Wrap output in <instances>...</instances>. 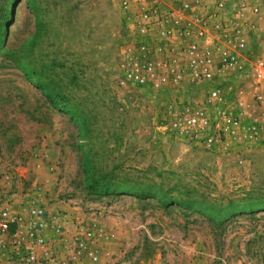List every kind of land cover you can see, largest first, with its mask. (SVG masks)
<instances>
[{
    "label": "rangeland",
    "instance_id": "1",
    "mask_svg": "<svg viewBox=\"0 0 264 264\" xmlns=\"http://www.w3.org/2000/svg\"><path fill=\"white\" fill-rule=\"evenodd\" d=\"M220 1L233 17L227 0H192L187 13L211 22ZM183 2L0 0V215L45 209L52 262L43 264H264V142L227 136L207 147L172 126L183 103L215 111L237 101L264 122V87L261 99L250 73L232 76L227 103L213 106L212 83L130 75L131 61L155 59L137 57L160 34L140 31L143 12L174 16ZM251 24L250 62L264 56V19ZM90 178L112 189L92 192ZM145 183L157 196L121 190ZM17 229L0 234V264ZM78 233L89 244L79 255Z\"/></svg>",
    "mask_w": 264,
    "mask_h": 264
},
{
    "label": "built area",
    "instance_id": "2",
    "mask_svg": "<svg viewBox=\"0 0 264 264\" xmlns=\"http://www.w3.org/2000/svg\"><path fill=\"white\" fill-rule=\"evenodd\" d=\"M181 7V12L177 11L174 16L166 10L167 15L155 20L151 17L158 13L157 9L143 12L140 31L143 33L157 27L160 34H157L158 41L154 44L141 43L140 49L144 53L140 52L137 57L150 55L155 59L148 64L131 61L133 69L130 75L139 82H145L147 78H161L167 84L172 82L174 87L212 83L214 86L208 93L207 101L213 106L218 102L227 103L223 85L226 79L235 75L245 76L250 73L259 93L260 88L264 87V56L250 62L244 55L247 45L245 30L253 27L248 20L243 21L245 6L237 9L233 17L224 18L225 3L220 1L213 13L212 23L206 15L195 14L189 17L187 11L192 7V0H184ZM251 12L258 14L260 9L252 7ZM257 95L263 99L260 93ZM239 103L242 104L241 101ZM176 107L180 112L172 121V126L178 135L207 147L224 144L229 139L227 136L239 144L247 141L246 138L264 142V122L246 113L244 109H237V101L215 111L207 106L191 103ZM0 216V234L6 233L12 224H17L18 227L13 242L10 243L13 252L7 255L8 264L52 262V254L44 236L49 223L42 206L30 205L17 215H12L5 208ZM81 231L84 232L83 228ZM83 234L87 237L89 235ZM76 244L78 255L89 250V244L80 233L76 236ZM0 246L6 248V243H0ZM90 255L95 257L92 251Z\"/></svg>",
    "mask_w": 264,
    "mask_h": 264
},
{
    "label": "trees",
    "instance_id": "3",
    "mask_svg": "<svg viewBox=\"0 0 264 264\" xmlns=\"http://www.w3.org/2000/svg\"><path fill=\"white\" fill-rule=\"evenodd\" d=\"M3 23L4 21H2V27H3ZM4 36L5 34H1L0 35V40L1 39H4ZM2 42V41H0ZM46 90L50 91V92H53V89L52 88H46ZM66 107L65 108H68V107H72V105H65ZM146 184V183H145ZM88 187L90 188V191L92 192H97V193H102V192H108L112 189V187H110L109 185H104V184H101V182L97 179H89V183H88ZM152 184H146V185H134L132 187H124L122 188L121 190L124 191L125 193L126 192H130V193H133L134 195L140 197V198H144V197H150V196H157L156 193H153L152 190ZM164 199H162V201L164 203H169L171 201L173 202H177L178 203H183L184 200H181V199H175L174 197H165L163 196ZM177 200V201H175Z\"/></svg>",
    "mask_w": 264,
    "mask_h": 264
},
{
    "label": "crops",
    "instance_id": "4",
    "mask_svg": "<svg viewBox=\"0 0 264 264\" xmlns=\"http://www.w3.org/2000/svg\"><path fill=\"white\" fill-rule=\"evenodd\" d=\"M229 3V5H228ZM242 5L245 6V12H246V19L249 21V23H259L261 20L264 19V0H227V13H234L239 9ZM228 6L230 9H228ZM252 7H259L260 12L258 14H253L251 12ZM236 14V13H235ZM251 29V28H250ZM251 31V30H250ZM258 30L256 29V32ZM251 33V32H250ZM253 35V34H252ZM251 35V38L253 39L254 36Z\"/></svg>",
    "mask_w": 264,
    "mask_h": 264
}]
</instances>
